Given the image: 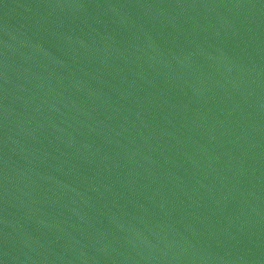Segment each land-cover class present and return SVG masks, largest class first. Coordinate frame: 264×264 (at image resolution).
<instances>
[{"label":"water","instance_id":"obj_1","mask_svg":"<svg viewBox=\"0 0 264 264\" xmlns=\"http://www.w3.org/2000/svg\"><path fill=\"white\" fill-rule=\"evenodd\" d=\"M0 264H264V0H0Z\"/></svg>","mask_w":264,"mask_h":264}]
</instances>
